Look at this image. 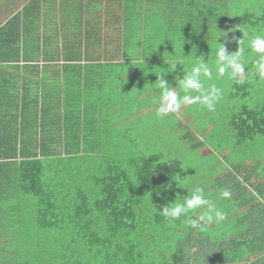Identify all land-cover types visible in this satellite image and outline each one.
I'll use <instances>...</instances> for the list:
<instances>
[{
	"label": "trees",
	"instance_id": "16d2710c",
	"mask_svg": "<svg viewBox=\"0 0 264 264\" xmlns=\"http://www.w3.org/2000/svg\"><path fill=\"white\" fill-rule=\"evenodd\" d=\"M59 1L62 5H72L67 25L56 23L60 16L68 14L65 8L58 7L57 0H29L22 4L18 18L13 17L0 26V257H3L0 264H22L15 258H8L7 253H14L17 245L21 247L20 243L30 240L27 230L22 229L24 224L32 227L39 260H42L40 251L49 247L46 240L51 241L48 250L54 251L52 262L44 261V264H53L59 258L70 264H264V195L261 193L264 189L260 184L264 180V162L261 156L255 158L253 155L240 161L246 168L244 171L250 176L255 174L258 183H254V189L258 196L261 194L260 199L246 186L232 185L235 176L231 172L220 174L206 186V193L217 194L220 199L221 203L215 204L224 209L227 216L222 222L200 230L186 226L183 217L169 223L160 214L161 206L172 202L177 195H186L183 189L186 186L192 187L185 182L189 174L185 168H191L192 158L203 156L200 153L204 151L202 140L206 131L200 133L191 126L200 116L197 105L162 117L159 122L161 143L155 142L154 137L142 141L139 138L143 130L132 136V131L111 127L118 118L132 114L133 103L124 104L117 114H98L91 106L80 114L78 106L65 105L68 101L66 90H63L65 95L50 98L49 92L56 86L48 81L46 70L31 79V69L37 70L39 61L48 64L79 59L89 61L95 54L96 43L100 42L112 49L109 53L115 56L116 52L122 53V44H126L121 30L118 47L106 42L113 11L93 10L94 2L104 0ZM132 1L136 0H125V3L129 7ZM165 1L173 6L167 5L172 14L168 15L169 11L162 25L166 28L165 35L162 28V57H144L141 65L128 60L123 53L124 66L119 76L128 82H119L116 90H110L113 100L127 95L131 85L129 98L148 94L149 101L155 104L158 79L165 78L174 86L173 77L182 75V70L190 69L201 56L214 64V53L210 56L212 51H207L206 42L215 50L217 40L218 43L227 40L228 51H235L236 39L242 38L241 31L251 36L253 30L264 28V6L259 15L250 13L245 3L251 0ZM10 2L0 0V8ZM234 3H237L234 10L245 14L241 23L231 19ZM182 4L189 7H181ZM159 8L154 4L145 11L126 8L122 17L134 20L133 23L145 17L150 21L153 15L162 17ZM92 15L101 18L97 22L91 19ZM138 25L134 32L142 30ZM150 29L156 30L155 35L150 36L153 41L159 37L156 35L160 28ZM183 33L192 34V37L184 44L186 52L180 54L176 52L180 47L175 38L180 36L181 39ZM58 34L69 42L71 58L62 55L67 49L65 45L56 44ZM46 37L54 39V43H48ZM33 42L37 44L36 50ZM156 49L159 52L160 49ZM177 58L182 64L169 73L172 61ZM156 64L159 68L153 67ZM132 68L138 70V74ZM252 78L257 87L254 88L246 77L245 83H236L235 92L229 94L231 99L244 102L232 106L230 115L224 114L228 117L227 128L234 134L235 149L218 143L211 146L212 151L208 153L212 156L215 151L218 153L214 157L219 161L214 166L216 173L227 169L222 161L237 167L235 160L226 158L234 157L238 148L245 153L251 144L257 149L260 142L264 143V81ZM40 83L45 91L40 90ZM79 87L75 78L70 79L67 90L72 94L69 96L74 95L73 90L78 93ZM249 90L262 100L258 101L256 95L251 97ZM55 101L63 105H54ZM192 107L195 117L188 122L185 115ZM62 109L68 114L56 111ZM209 113L201 115L209 117ZM92 117L97 120L96 124H92ZM108 132L112 135L107 136ZM153 141L155 144L150 148ZM168 150H174L176 156L168 157ZM253 152L255 150L247 156ZM119 153H136L141 157L133 155L134 158L121 159ZM225 188L232 193L227 200L219 197L220 190ZM230 214L235 215L230 217ZM50 232L54 234L53 240H50ZM55 240L62 242L60 248L53 245ZM58 250L63 253L60 255ZM36 262L34 264L40 261Z\"/></svg>",
	"mask_w": 264,
	"mask_h": 264
},
{
	"label": "crops",
	"instance_id": "0c3cea01",
	"mask_svg": "<svg viewBox=\"0 0 264 264\" xmlns=\"http://www.w3.org/2000/svg\"><path fill=\"white\" fill-rule=\"evenodd\" d=\"M8 1H11L10 4H8L5 8H0V26L3 25L4 23H7L11 19H13V17L18 18L19 12H21L23 9L22 4L26 3L25 1H29V0H8ZM72 1H76V0H72ZM217 1H220V0H216V2ZM59 3H62V2L57 0V4ZM198 3L200 2H196V4ZM94 4L95 5H94L93 10H96V9L106 10L107 9V10L113 11L110 17L111 19H109L111 21V25H109V28L111 27V30L106 34L105 40L108 44H110V46L116 45L118 47V44H119L118 32H120L121 30V35L124 37V40L126 43L125 45L122 44L123 45V48L121 49L122 53L119 54V52H116V55L113 56L111 53H109L110 52L109 50L112 51V49H108L101 42L96 43L95 48L93 50L95 51V54L92 58H90L89 61H85L84 59H79L78 61L71 60L70 62H67V63L56 62L53 64L51 63L48 64L47 62L39 61V67L37 68V70L31 69V73H33V76L31 77V79L39 77L40 75L43 74L44 72L43 70H46V75L47 76L49 75L48 76L49 78H47L48 81L53 82L56 86V88L52 92H49L51 93L50 98L55 97V95H58V94H61L63 96L66 94V91H67L68 101L65 102V105L67 107L68 106L70 107L78 106L80 109V114H82L83 110H85V108H87L88 106L89 107L91 106L92 109H94V111L98 114L106 115L107 113L112 114L113 112L114 114L115 113L117 114L118 109H120L124 104L129 103V106H130V103H133V108L131 112L132 114L130 116L126 114L127 116L125 115L118 119L116 118L117 120H115L111 124V127L113 126V127H117L119 129H122L128 132H131V131L134 132L135 127L139 126L142 120H148L149 116H156V111L158 107L157 104H152L151 102L148 101V97H149L148 94L147 95L142 94L141 96L134 95L132 96V98L130 97L129 99L127 97L128 95L127 94L118 100H113L114 96L110 93V90L111 89L116 90V86L119 84V82H122V83L128 82L127 79H125L122 76H119V72H122L123 70L122 67L124 66L123 60L121 57L123 53L125 54L128 60H134L139 63L140 61L143 60L144 57H145L144 59H148L151 55L162 57V28L163 26L161 24L157 25V28H160V29H158L159 35H156V36H159V37H156L155 40L151 41L150 36L155 35V33H151L147 31V27H149L150 25V21H147L148 18L145 17V19L144 18L142 19V23L140 24L142 26V30L139 31V33H137V32H134V28L136 29V27L139 26L138 23L137 22L133 23L134 20L129 19V18L126 19V18H123L122 16L124 15V12H126L125 11L126 8H128L127 10H133V11L135 10L145 11L146 8L150 4H154V5L160 6L159 9H161L162 11V21L164 22L167 19L166 15L169 13V11L170 13L168 15L172 14L171 13L172 10H170V8L167 6L168 4L171 5V3L166 2L165 0H162V2L161 0H136V1H132L130 6L128 7L127 5L129 4H126L125 0H111V1L104 0L101 2H94ZM183 4L180 6L181 7L185 6V8L189 7L188 5H183ZM58 7L65 8L64 10H67L68 14L60 16V18H58L56 23L60 25L61 24L67 25L66 23H68L69 18L71 16V9H73L71 8L72 5L59 4ZM176 7H179V6H176ZM185 8H181V9L185 10ZM152 9H155L154 6H152ZM100 18L101 17L99 16H96L95 18V15H92L91 19L92 20L95 19L98 22ZM177 18L178 17H176L175 19ZM107 30H105L104 32H106ZM165 30L166 28L164 27L163 28L164 35H165ZM63 31L64 30H62L61 33ZM74 34L71 35V38ZM183 35L184 37L181 38V40L190 41L192 34L183 33ZM46 38L49 40L48 43H54V39H50L48 37ZM57 39H59V42L58 43L56 42V44H61L62 46L65 45L67 48L65 51V54H62V55H65V57L67 58H71L73 53L69 49V45H67L69 42L68 43L66 42L65 37H63L62 34H58ZM33 43H32V47L34 50H36L35 47H37V44L35 43L33 44ZM105 48L108 50H103ZM156 48L160 49L159 52L157 51ZM91 52H88V53H91ZM141 63H143V61ZM51 65H53L54 67ZM153 67H158V64H156ZM33 70H35L37 73H35V71ZM132 70L134 71V73L138 74V70L136 71L135 68H132ZM214 70L215 69H213V71ZM26 75H28V73ZM74 78L75 80L79 82L80 87L78 88V93L73 90L74 95L69 96L70 94H72V91L71 90L68 91L67 89L70 84V79H74ZM42 84L43 83H40L39 85L40 90L43 89ZM63 90H66L65 93L63 92ZM53 103L54 105H61V106L63 105L62 102L57 103L55 101ZM100 105H102V107H99ZM56 111H60L61 114L63 113L68 114V112L65 111L64 109L56 110ZM195 113L196 111L188 112L185 115V120L188 122H192L195 117ZM154 120L158 123L161 121L159 117L155 118ZM96 123H97V120H93V117H92V124H96ZM154 138L155 140H157V142L160 143V140H162V134L158 136V131H157V134ZM152 144L154 145L155 142L154 141L151 142V146ZM203 146H204V151L200 153L201 155L204 156L205 151H207L208 153H211L212 151L211 146L205 145L204 143H203ZM224 166L227 169L224 172H220V174L228 173V172H231L232 174H234L235 181L231 183L232 185L234 186L241 185V187L244 185L248 189L257 192L254 189V183H258L257 179L255 178V174L250 176V173H248L247 170L244 171L246 169L244 168L245 166H242L240 164V169H242V172H236L234 169L229 167L230 165H227L226 163H224ZM201 173H204V172H201ZM236 195L239 196L240 191L236 193ZM234 215L235 214H230L228 216L232 217Z\"/></svg>",
	"mask_w": 264,
	"mask_h": 264
},
{
	"label": "clouds",
	"instance_id": "9594fccd",
	"mask_svg": "<svg viewBox=\"0 0 264 264\" xmlns=\"http://www.w3.org/2000/svg\"><path fill=\"white\" fill-rule=\"evenodd\" d=\"M241 33L242 38L235 41L238 47L234 52L228 51L227 40L223 43L216 41L214 64H210L208 58L205 60L201 56L202 58L198 59L190 69L186 71L183 69L182 75L173 77L174 86L165 78L158 79L155 82V86L159 90L154 100L158 106L156 115L164 117L179 113L183 107L191 105L201 106L208 112L214 113L224 92L215 83H207L214 79L213 69H215L216 79L227 75L232 80H238L240 84L245 83V78L249 76L264 81V34L250 36L247 32L241 31ZM249 57L252 59L250 60ZM249 63L251 67H249ZM181 64L182 61L179 58L173 60L171 70L168 72H173L176 66ZM183 189L187 190L186 195L182 197L177 195L172 202L159 209L161 216L169 223H174L183 217L186 226L204 230L226 218V213L214 203L210 194L206 193L203 187L193 186L190 190ZM231 196L232 193L227 188L219 192L221 199L227 200Z\"/></svg>",
	"mask_w": 264,
	"mask_h": 264
},
{
	"label": "rangeland",
	"instance_id": "374dc122",
	"mask_svg": "<svg viewBox=\"0 0 264 264\" xmlns=\"http://www.w3.org/2000/svg\"><path fill=\"white\" fill-rule=\"evenodd\" d=\"M237 5V3H234L232 6V15H231V19L234 22H238L241 23L243 22V18L245 14H243L242 11H235L234 8ZM264 6V0H251V1H247L245 3V7H247L248 12L250 13H254L256 15L260 14V9L261 7ZM234 11V12H233ZM154 18H152L150 20V25L149 27H147V31L151 32V33H155V30H151L150 28H154L157 25H163V21H162V17L160 15H153ZM139 24L142 23L141 22H137ZM240 26V25H239ZM242 27V26H240ZM162 28V27H161ZM251 35H255V34H264V28L261 29L260 31H258V29L255 31L253 30L252 32H250ZM178 35V34H177ZM180 37V36H179ZM179 37L175 38L178 43H179V49L176 50L177 53L183 54L186 52V50L184 49V44L186 43V41L181 40ZM215 37V36H214ZM183 38V37H182ZM189 42V41H188ZM183 44V45H182ZM208 48L207 51H212L209 52L210 53H214V49L211 47L213 46L211 43L206 42ZM181 45H182V52H181ZM215 47V46H214ZM230 52H234V51H230ZM206 54V53H205ZM210 54V56L212 55ZM208 55V54H207ZM207 57V56H206ZM249 59L251 60L252 57H249ZM213 76L214 79L212 81H208L207 83H215L218 87H221L223 89V97L222 99L219 101L218 105L216 106V111L212 114L209 113V117H207V114L205 115H201L204 114L207 110L205 108H202L201 106L197 107L199 108V112L198 114H200V116H198V118L196 120H194V123L191 124L192 128L196 129L197 131H199L200 133L203 131H206V134L203 136V140L205 145H209V146H215L218 143H220V145H224L226 148L229 147H233L235 149L234 146V134L232 132V130L230 128H227V123H228V117L226 115H230L231 111L230 108L232 106H240L241 104H243L242 102H244V100L242 99H231L229 97V94L234 93L235 91L233 90L234 85L236 83H239L238 80H232L230 79L227 75L223 78L220 79H216L215 78V70L213 71ZM249 81H252L251 84L252 86L255 88L257 87L255 85V83L253 82V78L251 79V76H249ZM239 90L237 89L236 92H238ZM132 92V86L129 85L128 89H127V93H128V98L130 96V93ZM242 92V91H241ZM249 92H251L252 96H255L256 93L253 90H249ZM257 96V95H256ZM258 97V101L262 100L261 96H257ZM248 100V102H251L252 100H250V98H246ZM149 101V99H148ZM150 102V101H149ZM258 104V103H256ZM260 107V104L258 105ZM229 107V108H228ZM185 109L188 108V106L184 107ZM205 109V112L203 111ZM229 109V110H228ZM227 110V111H226ZM190 111H194V108L192 107ZM189 110L187 112H190ZM229 112V113H228ZM226 114V115H224ZM159 116H149L148 120H142L141 123L139 124V126H136V131H134L131 135L135 136L137 135V131L141 132L142 130L144 131L142 136L139 138V140L145 141L147 139H150L151 137H155L158 131V136H160L162 134V126L156 122L154 119L157 118ZM162 121V117H159ZM139 128V130H138ZM160 128V129H158ZM208 128V129H207ZM112 135L111 132H108L107 136ZM199 141L201 139H198ZM156 142V140H155ZM162 142V140H160V143ZM260 145L257 146V149L254 148L252 146V144L249 146V148H247L246 152L244 153L243 151L240 150V148H238V150L235 151V153H237L236 155H234V157H228L226 158V160L228 161H234L237 163V167H235L234 164H231L229 167L234 169L236 172H242V169H240V161L246 160V157H251L253 155L256 156H261V162H264V143H259ZM173 145V144H172ZM183 147V146H181ZM150 148H152V146L150 145ZM173 148V146H172ZM121 150V149H120ZM217 150V149H216ZM251 150H255V152L251 153L249 156H247V153L250 152ZM238 151V152H237ZM168 157H175V151L174 150H168ZM121 154V153H119ZM217 151H215V154L212 155H208V152L205 151V155L204 156H200V158H198L197 156L191 159L189 165L191 168L186 167L185 171L188 172V176L186 178V184L187 185H191L193 186H200L203 187L205 192H206V186L209 185L208 183L212 180H214L216 177L220 176V172L216 173L215 172V165L218 164V160L215 159L214 157L217 156ZM133 155H136L138 157H141V155L133 153L131 154H121L118 157L121 159H125L127 157L129 158H134ZM135 156V157H136ZM227 156V154L225 155ZM248 160V159H247ZM224 164V162L222 163V165ZM262 164L260 165L261 168ZM202 168V169H200ZM224 168V167H223ZM222 168V169H223ZM258 168V169H260ZM199 169V170H198ZM200 171H204L205 173H200ZM264 177V176H263ZM256 178V177H255ZM261 186L264 189V180L261 181ZM187 189H191L192 187L186 186ZM186 194H187V190H185ZM262 195H264V190H262ZM254 195L257 196L259 198V196H261V194H259V196L257 195V192L254 191ZM211 199L214 201V203L216 204H220V199L218 198V195H211ZM260 199V198H259ZM224 211V209H223ZM27 225L24 224L22 226L23 230H27V234L30 238L29 241H24L21 244V247L19 245L16 246V251H14V253L8 252L7 253V257L8 258H15V261H21L22 264H34V263H38L36 261H40L39 264H44V261H51V256L54 254L51 250H48L50 248L51 245V241L46 240V244H49V247L47 249H42L40 251V256L42 260L38 259V251H39V247L36 244V242L34 241L35 235L32 233V227H26ZM32 233V237L30 236V234ZM38 234V232L36 233V235ZM51 234V238L54 235L52 232H50ZM44 235L42 236L43 239ZM38 238V237H37ZM54 238V236H53ZM18 244V243H17ZM53 245H56L57 248H60V246L62 245V242H60L59 240H55L53 241ZM51 249V248H50ZM59 254L61 255L63 253V250H58ZM4 255V254H3ZM3 257H0V261H2ZM59 261H53V264H70L69 261H65L66 259H61L59 258ZM30 261V263H29ZM46 263V262H45Z\"/></svg>",
	"mask_w": 264,
	"mask_h": 264
}]
</instances>
